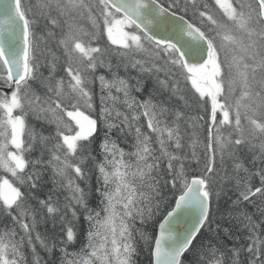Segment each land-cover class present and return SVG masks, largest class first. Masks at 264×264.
<instances>
[{
    "label": "snow or ice",
    "instance_id": "obj_1",
    "mask_svg": "<svg viewBox=\"0 0 264 264\" xmlns=\"http://www.w3.org/2000/svg\"><path fill=\"white\" fill-rule=\"evenodd\" d=\"M0 16V264H264V0Z\"/></svg>",
    "mask_w": 264,
    "mask_h": 264
},
{
    "label": "trees",
    "instance_id": "obj_2",
    "mask_svg": "<svg viewBox=\"0 0 264 264\" xmlns=\"http://www.w3.org/2000/svg\"><path fill=\"white\" fill-rule=\"evenodd\" d=\"M25 2H28V0H25ZM135 70H133L134 72ZM223 207L224 205L222 204L221 205V210H223ZM43 255V253H42ZM139 264H147V256L146 255H142L140 258H139Z\"/></svg>",
    "mask_w": 264,
    "mask_h": 264
},
{
    "label": "water",
    "instance_id": "obj_3",
    "mask_svg": "<svg viewBox=\"0 0 264 264\" xmlns=\"http://www.w3.org/2000/svg\"><path fill=\"white\" fill-rule=\"evenodd\" d=\"M0 18H2V16H0Z\"/></svg>",
    "mask_w": 264,
    "mask_h": 264
}]
</instances>
